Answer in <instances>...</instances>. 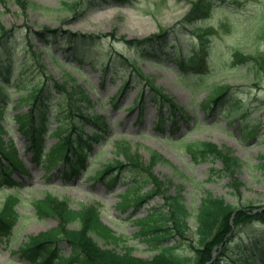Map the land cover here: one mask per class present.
<instances>
[{
    "label": "rangeland",
    "instance_id": "1",
    "mask_svg": "<svg viewBox=\"0 0 264 264\" xmlns=\"http://www.w3.org/2000/svg\"><path fill=\"white\" fill-rule=\"evenodd\" d=\"M14 1L0 2V23L13 30L17 42L29 41L33 32L42 27L59 29L60 34L64 31L93 37L77 44L80 51H84L76 54L78 62L73 63L79 71L67 65L66 60H71L69 53L65 46L57 45L54 38L32 40L31 44L40 50L44 44L49 46L48 51L41 54L45 76L62 82L66 80L65 72L75 77L76 84L86 90L91 99V106L86 107L85 113H90V117L97 113L102 115L109 132L88 151V159L78 175H67L70 165L65 161L57 165L52 162L33 164L32 154L26 151L27 140L16 130V123L10 120L7 127L12 128L9 134L15 144L14 155L22 162L23 172L15 171L9 178L20 182L18 185L5 181L0 188V211L6 197L12 194L18 198L16 208L19 213L13 231L0 238V264H31L20 257L18 247L30 236L57 228L58 219L37 217L32 205L47 195L66 200L76 210L81 206H96L101 224L122 238L114 245L96 238L98 245L115 249L118 253L124 252L125 247H131V256L141 259L152 258L160 246L167 245L174 247L176 254L192 255L196 210L201 199L207 196L223 199L226 204L238 208L251 203V209L264 210V169L259 165L264 162L263 0H213L215 8L210 16L204 22H198L199 28L206 25L214 30L223 22L228 25L221 29L218 37L209 41L210 46H215L213 52L221 63L207 82L233 87L226 97V102L232 101L233 104L229 109L225 103L213 112L203 106L210 93L198 87L190 90L183 82H196L197 74L181 72L178 75L173 62L174 58L199 52V40L195 34L197 24L183 23V18L198 0H128L124 3L112 0H25L30 5L26 12ZM66 4L73 6L69 8ZM112 33H115L114 39L105 36ZM151 36L153 39L150 40ZM159 37L162 40L157 41ZM127 41H138L137 45L144 44L145 47L135 49ZM152 47H162V50L158 54L144 56L143 52L152 51ZM233 50L253 55L257 61L232 65L229 57ZM127 58L135 60L141 73L182 108L185 116L178 114V129L172 132L169 123L165 124L164 131L158 127L163 120L169 119L171 108L167 104L161 108L155 106L153 100H161V96H152L146 80L123 64L122 59ZM12 64L20 66L16 62ZM35 73L41 76L39 68ZM124 81H127V87L118 93ZM9 91V104L5 109L9 119L13 115L27 114L31 105L22 98L25 91L18 85ZM140 96L142 107H131ZM48 100L47 111L58 112L68 105L69 99L65 94L62 96L52 91ZM74 120L82 121L78 116ZM47 121L49 133L45 135L44 143L50 148L57 140L51 132L57 122L53 118ZM67 124L68 128L72 127L71 121ZM254 125L258 128L255 136L250 133ZM91 128L92 123L82 128L86 136L93 133ZM194 141L228 149L239 159L240 165L233 177L222 171L219 160L192 161L185 144ZM120 147H129L130 154L138 158L141 170L110 169L101 179L98 174L105 165L126 163L125 154L119 153ZM155 154L161 161L153 159ZM3 163L8 161L3 158ZM211 169L215 171L211 172ZM116 175L120 176L119 180L110 185L109 181ZM234 178L240 182L236 190L230 185ZM132 180L137 184H132ZM135 185L137 190L133 188ZM127 186H130L128 191ZM153 191L157 194L146 197L142 205L125 206L122 202L126 193L128 198H135L138 193L150 195ZM177 195L182 196L184 205L192 214L187 220L189 229L185 238L168 237L162 242L150 243L137 234L141 229L137 220L155 216L158 212L165 213L166 197ZM69 227L79 229L80 224L73 222ZM259 233H264V222L253 221L231 239L235 244L230 243V246L236 247L242 242L250 244L253 241L250 237ZM243 246L249 254L253 251V247ZM59 249L64 255L71 250L63 241Z\"/></svg>",
    "mask_w": 264,
    "mask_h": 264
},
{
    "label": "trees",
    "instance_id": "2",
    "mask_svg": "<svg viewBox=\"0 0 264 264\" xmlns=\"http://www.w3.org/2000/svg\"><path fill=\"white\" fill-rule=\"evenodd\" d=\"M5 1L0 0L2 3H5ZM112 1L124 3L128 0ZM14 2L24 12L29 9V2L25 0H15ZM67 6L71 8L73 4ZM191 8L189 13L183 18V23L189 25L194 22L197 24L195 34L199 40V52L190 53L177 59L174 58L175 68L177 73H179L178 75H181V72L197 74L198 80L196 82H183L190 90L198 87L210 93V97L203 102V106L207 111L213 112L215 108L223 106L225 103H228L227 106L230 109L233 102H226V97L230 95L233 87H222L208 84L207 82L209 78L216 74L214 70L221 63L218 55L213 52L215 46H210L209 41L211 38L218 37L221 29H226L228 25L223 22L216 30L206 25L199 28L198 22L200 20L204 22L215 8L213 0H198ZM59 31V29L42 27L40 30L33 32L29 41L24 39L17 42L13 36V30L7 29L0 23V162L3 157L9 160V164L1 165L0 185L4 178H8L13 169H22L21 162L14 155L15 144H13L12 138L8 134L11 128L7 129L2 122L9 123L12 120L16 123V129L27 140L26 149L32 154V162L34 164L52 162L57 165L60 161H65L70 165L67 175H78L79 169L84 166L88 159V151L95 144H99L109 132V126L102 115L97 113L95 116L90 117V113H85L86 107L91 106V99L88 97L86 90L76 84L77 79L75 77H72L69 72H65L66 80L62 82L44 74L45 68L41 63V54L43 51H48L49 46L44 44L40 50L36 45L31 44L32 40L45 41L51 37L54 38V42L59 46H65L69 53L71 60H66L67 65L72 70L79 71V67L73 66V63L76 61V54L84 51H80L77 44L88 40V38H93L85 34L72 33L71 35L69 32L64 31L60 34ZM105 36L114 39L115 33L114 35L112 33ZM149 39H153V36ZM159 40H162V38L159 37L157 41ZM137 42L127 41L126 43L136 45ZM144 47L145 45H140V47L135 49ZM151 50L144 52V56L148 57L149 55L158 54L162 47L158 49L152 47ZM1 58L4 60H1ZM229 60H231L232 65L244 63V61L249 63L257 61L253 55L243 54L239 50H233ZM122 61L125 66H129L137 75L146 80V85H148L152 96H161V100H153L156 106L159 108L164 106V104L170 106L169 119L163 120L158 127L164 131L165 124L169 123L172 132L178 129L176 125L179 115L185 116L182 108L175 105L172 99L164 94L161 87L158 88L151 80H148L138 69L134 60L127 58L122 59ZM12 62L19 63L20 66L13 67ZM35 67L39 68L41 76L35 73ZM11 78L14 81H11ZM17 85L25 91L22 98L31 107L27 114L13 115L9 119L8 114L5 112L9 104V90ZM126 87L127 81H124L118 89V93H121ZM52 91L62 96L65 94L68 97V105L62 111H47L48 98ZM141 98L142 96L135 99L131 107L139 105L142 107ZM77 116L83 121L76 122L74 118ZM48 118H53L57 122L55 129L51 131L52 135L57 137V140L50 148H47L44 143L45 135L49 133L47 129ZM70 121L72 127L68 128L67 123ZM88 121L92 123L91 129L93 133L85 136L81 128L83 125H87ZM257 131V125H254L250 133L255 136ZM185 147L192 161L219 160L223 166L222 171L232 177L240 165L239 159L232 156L228 149L219 148L209 142L194 141V143L185 144ZM128 148H118L119 153L125 154L126 163L117 162L116 166L113 164L105 165L98 174L101 179L107 175L110 169L121 171V169L135 168L141 170L142 166L138 158L130 154L131 151ZM153 159L161 161L157 154L154 155ZM259 165L264 169V162ZM214 171L215 169H211V172ZM117 179L118 176H115L111 182L115 183ZM234 179L236 180V178ZM235 180L230 185L236 190V188H239L240 182L238 183ZM156 194L153 191L150 195L148 193L138 194L135 198L125 197L122 202L125 206L140 205L144 203L145 197ZM17 202V197H7L5 205L0 212V237L10 234L19 220L16 208ZM32 205L35 207L37 217L51 216L58 219L59 224L56 229L40 233L38 236L28 237V241L18 247L20 257L31 264H50L51 260H54V264H228L226 263L228 261H232V264H264V233L252 235L250 239L253 241L250 244L242 242L241 245L237 244L236 247L230 246L235 244L231 243V239L238 235L243 227L253 221L264 222V210L251 209L253 207L251 203L249 205H241L238 208L231 204H226L220 198L216 199L207 196L201 199L194 218L196 222L194 231L196 237L194 239L195 244L191 249L192 255L176 254L173 251L174 247L167 245L160 246L155 256L146 259L131 256V247H125L124 252L118 253L115 249L98 245L96 238L112 245L121 241L122 238L119 235H115L106 225L101 224L99 209L96 206H81L79 210H76L71 208V205L66 200L57 199L51 195L33 202ZM166 206L167 211L165 213L158 212L155 216L149 215L146 219L137 220V223L141 225V229L137 234L143 236L142 238L147 242H162L168 237H186L189 229L187 220L192 214L184 205L182 196H167ZM73 222H78L80 228L72 229L69 227L70 223ZM62 241L71 249L68 255L60 252L59 246ZM243 244L249 246V248L253 247V251L249 254ZM232 248L234 249L232 250Z\"/></svg>",
    "mask_w": 264,
    "mask_h": 264
}]
</instances>
